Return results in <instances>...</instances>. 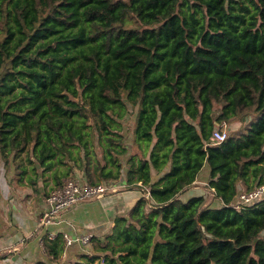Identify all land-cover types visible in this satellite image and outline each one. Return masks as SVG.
<instances>
[{"label": "trees", "instance_id": "1", "mask_svg": "<svg viewBox=\"0 0 264 264\" xmlns=\"http://www.w3.org/2000/svg\"><path fill=\"white\" fill-rule=\"evenodd\" d=\"M0 166L136 192L26 264H264V0H0Z\"/></svg>", "mask_w": 264, "mask_h": 264}, {"label": "crops", "instance_id": "2", "mask_svg": "<svg viewBox=\"0 0 264 264\" xmlns=\"http://www.w3.org/2000/svg\"><path fill=\"white\" fill-rule=\"evenodd\" d=\"M44 179L46 180V184L39 187V194L28 186H20L16 183L10 185L4 176V169L0 166V256L9 253L6 258H0V264H26L30 260L38 258L39 252H43L40 248L41 239H36L38 231L36 230L35 223H37L36 218L40 210L45 209V198L41 194H44L45 191H50L49 188L53 184H49L46 176ZM40 182L41 180H39ZM199 182L201 181L198 179L192 186L193 189L196 188ZM119 185H116L118 188L110 193L108 201L102 198L100 200H91L90 203L81 202L79 203L81 204V208L77 205L73 206V210L71 209V211L74 214L66 217L65 220H70L74 228L75 225H78L75 219L80 217V213L82 212L83 217L88 222V226H85L86 232L82 234H90L92 236L93 234L100 235L108 231L113 225L115 216L126 213L128 206L131 205L128 204L129 201L132 203L134 193L136 194V192L132 193L130 190H122V188H119ZM46 186L48 189H45ZM119 200L123 202L122 213L115 215L113 219L107 218L104 212H99V203L103 202L104 204L105 202ZM124 201L125 203L128 202L127 205ZM81 226L84 227L83 224ZM58 230L65 233L61 228L56 229V231ZM33 232L34 235L31 237Z\"/></svg>", "mask_w": 264, "mask_h": 264}, {"label": "built area", "instance_id": "3", "mask_svg": "<svg viewBox=\"0 0 264 264\" xmlns=\"http://www.w3.org/2000/svg\"><path fill=\"white\" fill-rule=\"evenodd\" d=\"M225 132L220 130H215L213 133V139L216 142H220L224 139ZM82 187V189H81ZM107 189L106 186L102 184L97 185H90L88 183H83L80 185L78 181L74 178H65L59 187L53 189L49 196L46 199V202L51 204L52 209L51 211H46L44 209V212L41 216L37 219L36 227L38 229H41L45 227L46 225L51 223L50 215L60 212L62 210H66L70 208L72 205H75V203L82 201L84 199L93 198L101 194ZM81 190H83L81 192ZM264 191V186L256 187L253 191L249 193H241L239 195L241 202H246L251 199L256 198L260 193ZM240 202V203H241ZM239 205H236L238 207ZM48 238H54L55 233L54 232H47ZM90 234H82L80 237H76L75 239L71 238L70 236H67L64 234V238L67 245H71L74 240H80L82 243H86L90 239Z\"/></svg>", "mask_w": 264, "mask_h": 264}, {"label": "rangeland", "instance_id": "4", "mask_svg": "<svg viewBox=\"0 0 264 264\" xmlns=\"http://www.w3.org/2000/svg\"><path fill=\"white\" fill-rule=\"evenodd\" d=\"M230 127L232 129L237 130V131L238 130L239 131H242L244 129L243 126L240 125V123H238L236 121L234 123H232ZM207 174H208V167L205 166V168L199 173L198 179L199 180H202V181L206 180ZM46 178L49 181V184H51L52 183V181H51V178L52 177L49 174V171H48V173L46 175ZM200 183H201L200 186L202 185V187L204 188L205 187L204 183L203 182H200ZM80 185H82V184H80ZM109 186H111V185H109ZM115 188L116 187H114V189ZM45 189H48V187L46 186ZM81 189H82V187H81ZM196 189H198V186H196ZM82 191L83 190H81V192ZM202 192L206 195V198H207L206 202H207V204H209L211 206L212 205L215 206V204H217V202L212 197V193L209 190L202 189ZM105 194H107V195H105ZM110 195L111 194H109L107 192H104L103 194L101 193L100 195H98L96 197L88 198V199H84L82 201H79V202L75 203V205L80 206L81 204H79V203H81V202L90 203L91 200H96V199L100 200L102 198H104L105 201H108V198H109ZM124 203H125V201H124ZM127 203L128 202H126L125 204L127 205ZM122 204H123V202L120 201V200L119 201H115V202H105L104 204H103V202L102 203H99L98 204V206H99V212L100 213L104 212V214H106V217L107 218H112L113 219V217L115 215L122 213V211H121L122 210ZM128 204H130V201H129ZM75 205H72L70 208H68L66 210H62L60 212L51 214L49 216L50 217V220H51V223L48 224V225H46L45 227L41 228L40 230H38V235H37L36 239H38V238L42 239L45 233H47V232H55L56 229H58V228H61L65 232V234L67 233L66 234L67 236H70L73 239H75L76 237H80L82 233L86 232L85 226H88V222L83 217V213L82 212L80 213V217H77V219H75V221L78 222V225H75L74 228L72 227V225H71L72 222L70 220L69 221L65 220L66 217H69L71 214H74V212H72L71 209L73 210V206H75ZM52 207L53 206H51V204H49V203H47L45 201V210L46 211H49L50 212L51 209H52ZM80 208H81V206H80ZM29 211H30V208H29ZM81 224H83L84 227H82ZM77 232H79V233H77ZM31 235H32L31 237H33L34 232ZM262 235L264 236V232H262ZM79 241L80 240L78 239L76 242H79Z\"/></svg>", "mask_w": 264, "mask_h": 264}]
</instances>
